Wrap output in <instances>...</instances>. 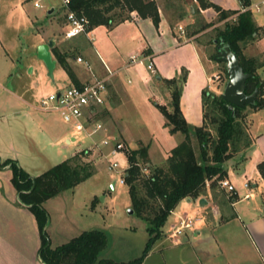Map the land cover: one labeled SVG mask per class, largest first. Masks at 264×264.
Here are the masks:
<instances>
[{"label": "crops", "instance_id": "obj_1", "mask_svg": "<svg viewBox=\"0 0 264 264\" xmlns=\"http://www.w3.org/2000/svg\"><path fill=\"white\" fill-rule=\"evenodd\" d=\"M190 1L193 3L190 15L186 14L184 20L180 19L188 21L187 24L193 29L196 17L205 23H212L214 28L236 19L237 14L220 19L218 10L205 6L209 3L227 13L245 11L240 0ZM250 2L249 10L259 28V36L244 51L258 50V54L264 56V21L257 20V13L264 14V0ZM257 7L260 9L257 10ZM23 9L25 10L24 7ZM132 13L135 15L126 21L110 27L100 26L88 34L74 37L68 36V21L65 27L60 26L58 21H31L28 10H25L29 20L26 21L25 29L12 24H4L3 27L0 25V264H45L40 254L42 239L36 217L30 207L21 202L12 182L10 165L2 166L5 161L12 160L23 168L22 157L25 155L22 151L25 146L20 144L18 136L23 131L25 135L28 133L29 116L49 127L47 112L40 105L43 98L77 86L76 83L82 86L95 79L108 78V67L115 75L109 79L105 105L97 108L94 114L97 116L104 107L108 108L111 119L120 128L118 112L126 102L147 98L146 93L150 94L154 89L158 95L163 94L167 106L172 100V92L164 80L186 77L180 97L181 111L192 126L203 125L202 93L207 88L216 92L215 77L218 73L214 70V63L207 61L202 54V44L198 40L201 33L185 32L181 35L179 29L174 31L169 20L163 17L161 9V23L158 27L151 18L144 19L137 12ZM23 30L34 38L35 44L31 49L53 40L54 48L68 57L76 82L70 79L61 66L53 48L51 54L56 61L53 73L61 68V72L69 80L64 89L58 86L52 88L48 83L39 85L38 80L35 82L31 79L36 73L40 80H44L45 75L49 74L45 63L38 57L39 47L35 53L30 52L25 70L18 69L14 72L19 60L11 55V43L5 40V31H13V36L20 37ZM59 32H64L60 39L55 37ZM133 55L139 56L141 61L132 63ZM79 58L82 62H78ZM150 61L155 64L156 76L148 71ZM258 73L264 82V67ZM113 98L114 105L110 104ZM249 119L251 125L248 132L252 144L241 153L240 158L234 157L227 164L226 179L235 186L236 197L230 202L223 191H212L209 186L208 200L181 202L179 207L182 211L178 212L177 207L172 212L164 227L165 234L153 245L143 264H264V179L258 170V165L264 162V108L253 111ZM103 124L107 127L108 134L118 137L108 123ZM120 130L125 141L131 144L125 131L122 128ZM71 136H64L68 144L76 141ZM247 181H250V190L244 188ZM249 192L252 196L246 198ZM218 196L219 204L214 201ZM246 200L251 201L244 205ZM229 204L233 211L232 214L230 212L231 215L225 216V209ZM182 216L195 219L194 226L187 228L191 229V233H186L184 238L170 237ZM228 216L230 218H226Z\"/></svg>", "mask_w": 264, "mask_h": 264}, {"label": "trees", "instance_id": "obj_2", "mask_svg": "<svg viewBox=\"0 0 264 264\" xmlns=\"http://www.w3.org/2000/svg\"><path fill=\"white\" fill-rule=\"evenodd\" d=\"M245 9L243 12H225L217 6L207 4L219 11L220 19L237 14L234 21L227 22L219 29L216 48L229 46L237 55L241 66L252 77L246 82V94L251 95L256 90L258 96L255 103L244 107H231L209 88L202 93L203 125L192 126L185 119L180 108L182 85L186 77L181 79L164 80L171 89L172 100L167 106H160L165 116L166 125L172 134L181 133L184 140L169 151L166 161L154 167L150 175L144 179V191L141 192L139 180L142 178L140 158L149 163L148 147L132 151L128 156L130 169L125 175V184L129 187L134 214L147 222L149 240L141 257L128 262H117L102 258V253L109 245V237L101 230L85 231L70 242L51 247L47 233L49 214L44 204L60 193L74 190L78 185L87 181L96 173L94 164L87 160L90 151H80L64 162L52 167L39 176L31 175L21 168L17 162L5 161L2 166L10 165L12 182L19 193L21 202L30 207L34 213L42 239L41 258L45 264H143L146 256L157 240L162 238L172 212L184 200L196 201L207 194L206 184L210 182L212 191L218 190V182L228 176L227 164L234 157H241V153L250 148L251 137L243 122V113L247 108L253 111L264 108V82L258 71L264 67V60L247 57L244 53L246 46L259 36V28L249 10L250 0H240ZM69 9L78 16H84L89 21V30L100 26H113L129 19L118 18L114 15L117 9H125L129 13L137 12L140 17L151 18L158 27L160 15L156 3L146 0H70ZM186 12L182 11L181 19ZM213 27L212 23H204L194 31L200 34ZM59 63L73 82L76 77L67 56L53 48ZM217 55V54H216ZM216 55L212 60L219 62ZM226 77H227V71ZM228 79V77H227ZM77 86H81L76 83ZM198 145V150L194 146ZM258 170L264 179V162L258 165Z\"/></svg>", "mask_w": 264, "mask_h": 264}, {"label": "rangeland", "instance_id": "obj_3", "mask_svg": "<svg viewBox=\"0 0 264 264\" xmlns=\"http://www.w3.org/2000/svg\"><path fill=\"white\" fill-rule=\"evenodd\" d=\"M35 1L38 0H0V25L3 27L4 24H12L23 28L26 25V21H29L25 14V10H28L31 13V21H58L60 26H66L67 9L63 0H40L42 8H36ZM146 1L156 3L160 15V23L162 13L163 17L169 20L168 22L174 31H178L179 27L182 26L187 34H192L205 23L201 18L196 17L195 28L193 29L191 28L192 26L187 24L188 21H183L184 18L183 20L180 19L182 11L190 15V10L193 7V3L190 0ZM52 7H54L53 12L50 13L49 11L52 10ZM114 15L118 16L116 21H119L121 17H129L130 19L135 13H129L125 9H117ZM263 17V13H257L258 21H264ZM223 27L208 28L198 38L202 44L201 51L203 56L207 61L214 63V70L218 73V79L215 78L216 92L213 91L216 95L223 94L228 82L225 72L226 64L211 59L212 56L217 54L214 41L219 29ZM20 33V37H15L13 36L15 32L5 31V40L11 43L9 46L11 55L19 60V64L16 63L18 68L15 66L14 72L18 69L24 71L30 52L35 53L39 47L31 49V46L35 44L34 38L29 36L30 34H27L24 30ZM62 36H64V32H59L55 35L59 39ZM257 51H244V53L247 57L255 56L259 61H263L264 56L259 55ZM61 71H63L61 68H57L55 73H53V77L48 74L45 75L44 80H40L36 73L31 76V79L35 82L38 80L37 83L39 85L48 83L52 88H57L56 86H58L60 89H64L67 87L69 80L66 74ZM45 92L50 93L49 91ZM160 95H158L156 90L152 89L150 94L146 93L145 96L147 98L145 97L135 102H126L120 107L118 112L120 128L125 131L126 136L131 140V144L125 141L121 135L119 125L115 120L111 119L112 116L108 108L104 107L97 116L94 113L92 115L93 122L101 121L111 126L112 132L118 137L115 138L113 135H109L125 145L126 149H128L127 156L132 151L148 147V158L150 161L148 164L144 163L138 155L142 168V178L139 180L141 192L144 191V179L150 175L154 167L161 166L166 161L171 149L184 140L183 134H172L170 128L166 125L167 120L160 110V106H165L166 103L163 94L160 93ZM156 102L158 103L157 105L155 104ZM110 104H115L114 98ZM252 113L253 110L250 108H247L243 113V122L247 130L250 129L249 116ZM47 115L49 127L29 116L27 122L28 133L25 135L23 131L22 135L18 136L20 144L25 146L22 151L25 157H22L24 159H22L21 166L26 172L31 177L39 176L69 159L73 154L87 150L91 152V156L87 160L93 162L96 171L93 177L78 185L74 190L62 192L44 204L49 214L47 233L52 248L70 242L83 231L101 230L106 232L109 237V245L102 253V258L112 259L117 262H128L141 257L149 240L148 224L134 214V211L132 214L128 213L129 209L133 210L129 187L126 184L121 185L118 173L109 169V162L105 157L108 149L103 150L98 145L102 138L101 135L97 134L93 139L87 133L77 131L73 124L66 123L63 120L59 111H50L47 112ZM65 135H72L71 137H74L76 141L68 144L64 140ZM194 146L198 150L196 142H194ZM113 183H115V189L111 190ZM209 186L210 182L206 184L207 190ZM218 187L220 191H223L228 196L230 202L236 197L234 194L223 190L219 184ZM219 197L214 199L218 204ZM208 198L207 194L203 196V199L208 200ZM250 201L246 200L243 204L246 205ZM179 206L176 209L181 212L182 210L180 211ZM232 211V207L229 204L228 208L225 209V216L231 215ZM182 218L188 219V217H180L176 226L180 225ZM190 231L191 229H186L182 234H178V237L184 238L186 233H191ZM171 233L170 237H172ZM163 234L165 233L163 232Z\"/></svg>", "mask_w": 264, "mask_h": 264}, {"label": "built area", "instance_id": "obj_4", "mask_svg": "<svg viewBox=\"0 0 264 264\" xmlns=\"http://www.w3.org/2000/svg\"><path fill=\"white\" fill-rule=\"evenodd\" d=\"M64 6L67 9V21L69 23L68 36L74 37L81 34H88L91 32L89 30V21L84 16H78L75 12L69 9L70 0H63ZM36 8H42L40 0L35 2ZM260 8L257 7V10ZM181 35L185 34L183 27H179ZM140 57L133 55L131 57L132 63L141 61ZM78 62H82L79 58ZM148 71L156 76L157 71L153 61H150L148 66ZM108 78L105 79H95L90 83H86L82 86H71L64 90L53 93L40 102L41 109L46 112L59 111L62 114V118L66 123L73 124L77 131L85 132L89 137L93 138L97 134H104L99 142V147L103 150L108 149L105 154L106 159L109 162V169L113 172L118 173L120 177V184H125V175L130 169V162L127 156V151L125 145L117 139L111 137L108 134V129L100 121L93 122L92 115L96 112V109L105 105L108 95V82L110 77L114 74L108 67ZM215 78L218 79V76ZM107 133V134H106ZM220 187L230 194H237L235 186L228 180L223 179L218 182ZM246 190H250V181L244 184ZM252 193L246 194V198H251ZM183 219V218H182ZM194 218L183 219L179 226L174 227L172 237H177L178 234L194 226Z\"/></svg>", "mask_w": 264, "mask_h": 264}, {"label": "water", "instance_id": "obj_5", "mask_svg": "<svg viewBox=\"0 0 264 264\" xmlns=\"http://www.w3.org/2000/svg\"><path fill=\"white\" fill-rule=\"evenodd\" d=\"M53 10L50 11L52 13ZM217 43V41H215ZM55 42L49 41L38 48V57L43 61L48 69L49 75L53 77L56 67V61L53 60L51 49L54 48ZM216 59L226 64L228 82L225 86L222 98L227 101L231 107H244L252 105L258 96L256 90L253 94H246V82L252 77V74L246 73L240 64L238 55L229 46H219ZM115 189V183L111 185V190ZM129 214L133 213L132 209L128 210Z\"/></svg>", "mask_w": 264, "mask_h": 264}, {"label": "flooded vegetation", "instance_id": "obj_6", "mask_svg": "<svg viewBox=\"0 0 264 264\" xmlns=\"http://www.w3.org/2000/svg\"><path fill=\"white\" fill-rule=\"evenodd\" d=\"M217 53H218V51H217Z\"/></svg>", "mask_w": 264, "mask_h": 264}]
</instances>
